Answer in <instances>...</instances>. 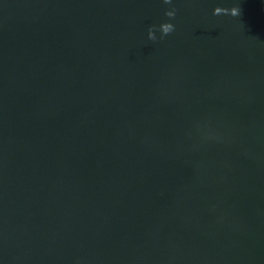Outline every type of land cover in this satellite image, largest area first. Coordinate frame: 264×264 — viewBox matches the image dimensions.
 <instances>
[{"label": "water", "instance_id": "95a60500", "mask_svg": "<svg viewBox=\"0 0 264 264\" xmlns=\"http://www.w3.org/2000/svg\"><path fill=\"white\" fill-rule=\"evenodd\" d=\"M173 3L0 0V264H264V0Z\"/></svg>", "mask_w": 264, "mask_h": 264}, {"label": "clouds", "instance_id": "9594fccd", "mask_svg": "<svg viewBox=\"0 0 264 264\" xmlns=\"http://www.w3.org/2000/svg\"><path fill=\"white\" fill-rule=\"evenodd\" d=\"M164 4L168 5V7L164 11V16H166L168 19L163 22V28L161 29L160 25H150L147 28L146 37L149 40H157V32L159 33V38H163L164 36L168 35L169 33H172L175 30V24L172 22L173 18L176 15V8L173 3V0H164ZM239 9L238 7H233L230 15H238ZM213 16L217 15V12H212Z\"/></svg>", "mask_w": 264, "mask_h": 264}]
</instances>
